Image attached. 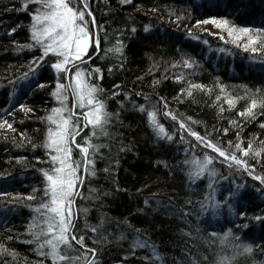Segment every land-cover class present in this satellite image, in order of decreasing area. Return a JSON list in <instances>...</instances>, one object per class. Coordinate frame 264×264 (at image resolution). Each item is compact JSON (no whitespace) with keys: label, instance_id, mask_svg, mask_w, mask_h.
Returning a JSON list of instances; mask_svg holds the SVG:
<instances>
[{"label":"trees","instance_id":"16d2710c","mask_svg":"<svg viewBox=\"0 0 264 264\" xmlns=\"http://www.w3.org/2000/svg\"><path fill=\"white\" fill-rule=\"evenodd\" d=\"M87 2L102 27L94 29L99 49L82 67L101 69L103 78L93 82L103 89L106 110L116 115L106 126L108 136L89 141L105 146L95 157V175L80 170L83 183L71 208L77 234L84 235L87 248L96 253L86 259H95L96 264H221L225 258L223 264H264V219H256L264 217V183L254 178L264 177V31H258L264 30V0ZM37 7L33 0H0V119L15 129H0V193H7L0 195V246L15 252L0 253V264H52L36 252L26 231L32 209L43 196L39 169L50 167L41 146L46 117L59 106L52 96L57 77L51 60L46 57L47 63L42 61L24 78L32 57L39 55L37 48L24 47L32 42L30 17ZM210 17H226L230 25L248 27L247 35L256 37V44L248 45L244 35L231 45L207 31L188 33L197 21ZM9 28L14 29L11 35ZM115 47L121 51H109ZM252 47L260 50L253 52ZM185 60L192 66L185 67ZM40 82L44 87L36 86ZM254 99L255 118L240 115ZM162 101L176 120L164 114ZM67 103L73 112L83 111L73 108L71 94ZM140 104H145L143 113ZM151 106L164 126L163 138L147 121ZM180 121L238 157L240 149L228 142H239L242 148L251 144L243 159L254 165L253 175L234 162L229 167L223 158H215L204 143L180 129ZM90 131L91 126L84 127L77 142L83 143ZM71 146L78 158L79 149ZM256 149H261L260 155H254ZM204 155L214 157L209 166L214 172L191 177L195 162ZM234 188L239 195L231 201L233 207L222 203L213 215L212 201L205 197L223 201ZM200 202L207 205V212L199 211ZM185 210L190 214L185 216ZM91 227H97V233ZM136 230L142 239L147 237L155 253L152 248L132 247ZM243 245H250V251L245 252Z\"/></svg>","mask_w":264,"mask_h":264},{"label":"snow or ice","instance_id":"6c2138e0","mask_svg":"<svg viewBox=\"0 0 264 264\" xmlns=\"http://www.w3.org/2000/svg\"><path fill=\"white\" fill-rule=\"evenodd\" d=\"M122 2L127 3L129 0H122ZM33 3L38 7L30 17V39L32 42L25 44L24 47L28 49L37 48L39 55L32 57L30 72L25 73L24 78L27 79L32 74L31 70L35 69L42 61L47 63L46 57L51 60L50 69L56 73L57 77L52 96L59 102V106L51 108L46 117L48 127L41 146L46 150V155L49 156L48 163L50 167L39 169L44 181L43 196L41 201L32 209L34 215L26 231L32 237L30 242L35 245L36 252L40 256L50 258L52 264H77L82 257H85L82 264H96L95 259H86L89 253L93 257L96 256V253L94 249L87 248L85 236L77 234L71 208L74 197L79 194L78 186L83 183L80 170L87 175H95V168L93 167L95 157L98 150L105 146L93 144L89 141L92 137H98L99 135L108 136L106 126L110 123L111 118L116 115L106 110L105 102L101 98L103 89L93 82L103 78L101 69L99 67L91 69L82 67L99 49L100 39L98 35H94L93 30L100 29L102 26L96 24L87 0H33ZM208 19L216 28L226 30L230 37L235 34V39H239L241 35H244L247 37L246 43L248 45L256 44V37L247 35L250 32L248 27L237 28L234 24L230 25L226 17H210ZM197 23H201V21H197ZM203 23H208V20L206 19ZM13 30L9 28L8 34L11 35ZM220 39H223V37H220ZM259 50L260 47H252L253 52ZM109 51L119 53L121 47H115L109 49ZM53 57L54 59H52ZM184 66L191 67L192 65L185 60ZM108 71H112L111 66H109ZM61 79L66 83H61ZM36 86L44 87V83L40 82ZM113 87L118 88L119 85ZM191 87H198V85H191ZM69 90L73 97V108L78 107L83 111L73 112L66 108L65 101L68 99ZM117 94L116 92L112 93L114 96ZM127 95L125 93L126 98ZM136 95H141V93H136ZM145 100L147 102L148 98L145 97ZM162 103L164 114L172 115L167 102L162 101ZM227 103L231 105L232 100H228ZM256 104L257 101L252 100L249 107L245 108L240 115L247 113L249 117L254 119L255 114L251 109L255 108ZM18 107L23 109L25 105L19 104ZM151 108L152 110L146 112L147 121L152 125L156 136L163 138L165 136L164 126L155 118V106H151ZM28 110L30 111V109ZM139 110L142 113L145 112V104H140ZM172 119L176 120L177 117L172 115ZM89 126H91V131L83 137L84 142H77L76 137L79 136L84 127ZM261 126L264 127V124ZM179 127L188 131L190 136L195 137L197 141L204 143L206 148L216 153L215 158H223V162L228 163L229 167L232 166L231 162H234L238 168L242 166L245 171H248L249 175H253L250 169L254 165L248 164L243 159L244 156L250 154L251 144L248 148H242L239 142L233 144L232 141H229L230 147L240 149V156L238 157L234 151L230 154L227 149L213 143L207 135L201 136L198 132L186 128L183 121H180ZM3 128L15 132L12 123L0 119V129ZM227 131L228 129H224L225 133ZM21 136H23V133H21ZM166 138L168 140L172 139L171 136ZM13 142H16L15 137H13ZM71 145H75V148L79 149L78 158H74L76 154H74ZM31 147L36 148L37 145L31 144ZM260 152L261 149H256L254 155H260ZM36 159L39 160L40 158L36 157ZM213 159L214 157L210 155H204L202 160L196 161L195 172L191 174V177H203L206 172L211 175L214 169L209 166L212 165ZM183 163L188 165L189 160L185 159ZM105 171H108V169H105ZM254 178L264 183V177L254 176ZM33 191L35 192V189ZM0 195H7V193H0ZM238 195V190L234 188L225 194L223 201H216L212 196L205 197V199L212 201L213 215H215V210L219 209L222 203H227L229 208L233 207L231 201L235 200ZM28 199L31 200L34 197L28 196ZM144 203L147 205L149 202L145 200ZM188 203L191 204V201ZM199 211L207 212V205L200 202ZM183 214L187 216L190 213L185 210ZM239 215L244 216V213L240 212ZM256 219L260 220L264 217H256ZM91 231L97 233V227H91ZM138 231L136 230L133 233L132 247L135 248L139 245L142 249L152 248L155 253L156 250L151 242L147 237L142 239L138 235ZM212 235L215 236L216 233H212ZM224 235H228V233ZM8 239H11V237H8ZM243 249L245 252L250 251V245H243ZM80 250L83 251L80 252ZM78 252H80L79 255L69 254ZM0 253L15 256L14 251L2 246H0ZM224 260L225 258H221V264ZM40 264H43V262H40Z\"/></svg>","mask_w":264,"mask_h":264},{"label":"rangeland","instance_id":"374dc122","mask_svg":"<svg viewBox=\"0 0 264 264\" xmlns=\"http://www.w3.org/2000/svg\"><path fill=\"white\" fill-rule=\"evenodd\" d=\"M207 20H208V23H203V21H201V23H198L197 25H195L192 28H190L188 30V33H202V32L207 31V32H209L212 35H218L220 37H223L222 40L224 42L228 43V44H231V45H234V43H237L238 41H240L242 39V37H240L239 39H235V35H233V36L230 37L226 31H222L219 28H216L211 23V20L210 19H207ZM94 35H95V32H94ZM234 40H235V42H234ZM53 59H54V57H53ZM91 59L87 60L86 63H88ZM62 83H66V81H64ZM70 94H71V91L69 90V92H68V98L70 97ZM57 103L59 104L58 101H57ZM65 106H66L67 109H71L70 108V105H68L67 101H65ZM65 114H67V113H65Z\"/></svg>","mask_w":264,"mask_h":264}]
</instances>
